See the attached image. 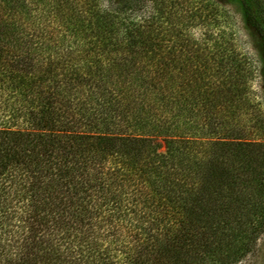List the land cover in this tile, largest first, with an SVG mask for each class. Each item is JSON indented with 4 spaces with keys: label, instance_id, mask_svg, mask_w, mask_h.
I'll list each match as a JSON object with an SVG mask.
<instances>
[{
    "label": "trees",
    "instance_id": "16d2710c",
    "mask_svg": "<svg viewBox=\"0 0 264 264\" xmlns=\"http://www.w3.org/2000/svg\"><path fill=\"white\" fill-rule=\"evenodd\" d=\"M227 1L260 59L215 0H0V264H237L253 250L264 0Z\"/></svg>",
    "mask_w": 264,
    "mask_h": 264
},
{
    "label": "rangeland",
    "instance_id": "374dc122",
    "mask_svg": "<svg viewBox=\"0 0 264 264\" xmlns=\"http://www.w3.org/2000/svg\"><path fill=\"white\" fill-rule=\"evenodd\" d=\"M215 2L219 3L228 12L229 17L225 23L226 26L224 25L227 31L233 32L237 36L240 47L246 50L253 59H260L259 40L244 22L238 5L227 0H215ZM262 67L261 65L258 76L253 80L252 85L256 99L261 102L264 109V72ZM237 264H264V232L260 235L253 250Z\"/></svg>",
    "mask_w": 264,
    "mask_h": 264
}]
</instances>
